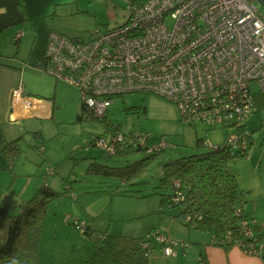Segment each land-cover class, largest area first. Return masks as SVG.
Segmentation results:
<instances>
[{"label": "rangeland", "instance_id": "374dc122", "mask_svg": "<svg viewBox=\"0 0 264 264\" xmlns=\"http://www.w3.org/2000/svg\"><path fill=\"white\" fill-rule=\"evenodd\" d=\"M258 6L264 14V6L261 3ZM59 9L49 16L46 25L81 38H88L90 31L96 28L121 24L129 15L126 0H69ZM33 43V35L23 36L19 44L11 42L10 52L24 60L20 61L24 68L20 80L25 84L26 93L50 102L53 109L46 116L11 122L10 133L21 136V148L11 156L10 171L14 170L15 174L12 172L10 186L15 194L24 191L26 198L44 181L65 191L49 203L46 215L49 217L42 228L49 240V249L60 253L65 261H82L94 243L81 235L74 219L88 220L97 229L107 228L110 233L145 235L159 231L178 240L182 237L209 239L210 233L188 227L184 219L177 216L180 206L161 203L162 193L172 191L161 185L162 164L170 158L207 150L204 145H196L198 137L223 143L227 128L206 130L200 124L186 123L173 100L152 91L127 92L114 97L106 118L118 126L117 129L108 128L104 120L89 115L79 120L80 89L65 79L56 81L54 74L30 64ZM141 103L139 110L128 109ZM246 127L251 133L248 153L230 158L228 167L237 174L240 187L246 188L244 210L264 226V107L248 116ZM133 129L147 132L149 145L159 143L163 137L172 145L144 163H132L150 153L143 149L110 155L95 144L96 136L108 139L116 130L129 132ZM92 161L116 169L91 170ZM67 215H71L69 221L65 219ZM50 216L58 219L54 238L51 234L55 227L49 228ZM76 238L82 243H75ZM158 248L161 249L158 245L151 252Z\"/></svg>", "mask_w": 264, "mask_h": 264}, {"label": "built area", "instance_id": "2783aa9c", "mask_svg": "<svg viewBox=\"0 0 264 264\" xmlns=\"http://www.w3.org/2000/svg\"><path fill=\"white\" fill-rule=\"evenodd\" d=\"M129 15L118 25L96 28L88 38L48 30L43 71L76 85L97 117L108 113L116 95L152 91L173 100L184 122L227 128L224 141L246 155L250 132L246 119L264 92V14L260 0H126ZM264 6V5H263ZM22 35L18 31L15 39ZM21 80L12 89V105L28 99ZM30 105V103H27ZM95 144L110 154L144 144L149 134L116 130ZM204 144L217 145L208 137ZM149 151L172 145L163 137ZM176 196L175 199H178ZM243 220L246 234L255 232ZM166 255L185 248L184 240L151 233ZM243 245V244H242ZM245 245V244H244ZM243 250L259 254L264 241ZM148 247V242L144 244Z\"/></svg>", "mask_w": 264, "mask_h": 264}, {"label": "trees", "instance_id": "16d2710c", "mask_svg": "<svg viewBox=\"0 0 264 264\" xmlns=\"http://www.w3.org/2000/svg\"><path fill=\"white\" fill-rule=\"evenodd\" d=\"M43 61L44 56L40 60V67ZM81 99L79 120L89 115L104 120L108 128H118L108 121L107 114L103 117L95 116L87 108L84 98ZM141 106L142 103L132 105L128 109L139 110ZM263 107L264 92L258 94L256 111ZM146 144L145 141L144 144L138 142L136 147H120L115 154L145 149L150 155L132 162L144 163L163 150L149 151ZM196 145L198 147L204 145L208 149L163 162L161 185L170 187L172 191L169 194L162 193L161 203H168L170 207L180 206L177 216L183 218L188 227L210 233L211 243L226 250L236 244L246 249V244L249 243L259 248V243L264 241V226L246 214L244 210L247 201L246 190L239 186L237 174L228 167L230 158L242 154L225 143L206 145L204 137H198ZM0 148L9 157L17 154L21 148V136L3 140ZM93 164L97 167L92 166ZM89 166L91 170L98 171L103 167L116 169L115 166L97 161H92ZM63 192L65 191L57 190L44 181L29 198L17 206L8 204L0 206V264H61L57 261L41 260L39 249L49 203ZM176 196H179L178 199H175ZM243 220L249 222L248 227L255 232L253 236L246 234L242 226ZM73 222L94 242L93 253L86 258L85 264H150L151 249L160 243L148 233L145 235L110 233L106 229H96L86 223L75 220ZM146 242L147 248L144 247ZM258 255L264 258V250Z\"/></svg>", "mask_w": 264, "mask_h": 264}, {"label": "crops", "instance_id": "0c3cea01", "mask_svg": "<svg viewBox=\"0 0 264 264\" xmlns=\"http://www.w3.org/2000/svg\"><path fill=\"white\" fill-rule=\"evenodd\" d=\"M68 1L0 0V143L3 140L13 139L19 136H14L12 135L13 133H10L11 122L26 119L31 116H46L53 109V104L50 102L44 101L35 95L28 94L25 97V99L27 97L28 99L20 107L12 105V89L23 76L22 70L24 68L20 65V61L24 62V60L16 56L15 53L10 52L11 42L14 40L19 44L23 36L31 37L33 35V49L30 59H28L30 64H37L40 67V60L45 54L48 30L53 28L46 25V22L49 20L50 15L59 12L61 4ZM18 31H22V35L15 39ZM27 103H30V105ZM249 158H251L250 154ZM11 164L12 158L0 148V206L6 204L11 205L13 202H16V205L12 206H17L21 201L29 198L24 196V191L16 194L12 191L10 183L14 170L12 172L10 171ZM241 187L246 190L245 187ZM49 219V228L52 226L55 227L53 234H51V238H54L57 236L58 227L56 228V225H58V219L54 218V216H50ZM65 219L69 221L71 215H67ZM74 220L79 223L89 224L93 228H98L87 222L88 220ZM100 229H106L108 231L107 228ZM81 235L83 236L84 233ZM83 237L92 240L86 235ZM198 238L200 237L192 240L182 237L181 240L186 241L187 246L185 248L180 247L176 255H166L163 251V245L161 246V243H158L153 248L159 245L161 249H154L153 252H150V264H264L263 257L258 254L247 253L237 244L233 245L229 250H226L220 245L211 243V235L209 239L204 238L201 240ZM76 242L82 243V240L76 238ZM93 250L94 245L92 249H88L82 261L78 263L65 261L61 259L62 256L60 253L49 249V240L45 238L44 231L42 232L39 257L46 262L57 261L61 264H85L86 258L92 255Z\"/></svg>", "mask_w": 264, "mask_h": 264}, {"label": "water", "instance_id": "95a60500", "mask_svg": "<svg viewBox=\"0 0 264 264\" xmlns=\"http://www.w3.org/2000/svg\"><path fill=\"white\" fill-rule=\"evenodd\" d=\"M262 3H263V5H264V0H260Z\"/></svg>", "mask_w": 264, "mask_h": 264}, {"label": "bare ground", "instance_id": "6f19581e", "mask_svg": "<svg viewBox=\"0 0 264 264\" xmlns=\"http://www.w3.org/2000/svg\"><path fill=\"white\" fill-rule=\"evenodd\" d=\"M29 94V93H28ZM48 174H49V172H48Z\"/></svg>", "mask_w": 264, "mask_h": 264}]
</instances>
